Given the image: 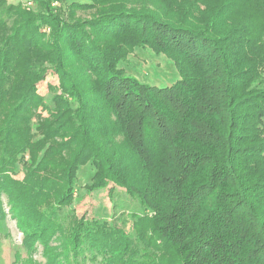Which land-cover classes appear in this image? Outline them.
Segmentation results:
<instances>
[{"label":"trees","instance_id":"16d2710c","mask_svg":"<svg viewBox=\"0 0 264 264\" xmlns=\"http://www.w3.org/2000/svg\"><path fill=\"white\" fill-rule=\"evenodd\" d=\"M35 4L0 0V199L29 252L43 244L46 264H264V0H86L67 17L65 0ZM137 49L173 61L179 80L129 76L120 65ZM46 65L62 92L52 108L36 88ZM39 108L49 117L33 144ZM43 149L23 183L10 176ZM86 164L88 193L113 184L137 201L131 234L115 218L64 227ZM58 233L64 261L49 247Z\"/></svg>","mask_w":264,"mask_h":264},{"label":"rangeland","instance_id":"374dc122","mask_svg":"<svg viewBox=\"0 0 264 264\" xmlns=\"http://www.w3.org/2000/svg\"><path fill=\"white\" fill-rule=\"evenodd\" d=\"M9 5L22 4L31 12H36L37 5L35 0H6ZM73 2L84 3L86 0H65L63 7L64 16L67 17V6ZM32 3V5H29ZM57 6V3L53 4ZM61 8V7H60ZM95 14L94 11L79 12L77 13V19L89 20ZM64 17V18H65ZM11 22V21H10ZM9 22V23H10ZM44 33L50 35L49 28H43L41 30ZM48 35V38H49ZM128 62L122 63L120 68H123L129 76L136 78L140 83L151 86H171L179 80V74L177 69L170 59L166 56H156L153 51L146 49H137L133 54L128 56ZM46 75L38 81L36 84L37 93L40 98H43L48 107H53L52 98L54 95H61L59 89L60 81L58 76L53 72V69L46 65ZM264 72V71H263ZM37 116L32 119L31 131L33 138L31 139L33 144L42 140L37 133L39 118H48L49 114L44 108L37 110ZM49 143L46 144L47 148ZM46 149H43L37 153V160L32 161V156L29 151H26L23 155L18 157L15 165L14 173L10 176L19 183L25 181V177L29 174L30 170L34 167L32 164L40 162L44 156ZM95 169L91 164L82 166L77 174V183L74 190V203L71 207L62 211V216L65 218L66 223L64 227L67 229L69 221L73 218H97L104 221L119 220V224L129 234L132 233V221L131 214L138 211L137 201L129 198L124 189L113 188L114 185L110 184L107 189L88 193L86 188L89 186L94 178ZM113 188L114 199L111 200L109 196V190ZM1 204L5 213V220L0 221V264H46V250L43 244L36 243L33 247V251L29 252L25 245L24 234L22 233L19 221L15 217V213L12 212V206L9 203L6 195L1 196ZM63 236L58 233L50 241L49 247L53 250L52 255L61 256L60 261L63 259ZM92 264V263H88Z\"/></svg>","mask_w":264,"mask_h":264},{"label":"built area","instance_id":"2783aa9c","mask_svg":"<svg viewBox=\"0 0 264 264\" xmlns=\"http://www.w3.org/2000/svg\"><path fill=\"white\" fill-rule=\"evenodd\" d=\"M29 5H32V3H29Z\"/></svg>","mask_w":264,"mask_h":264}]
</instances>
